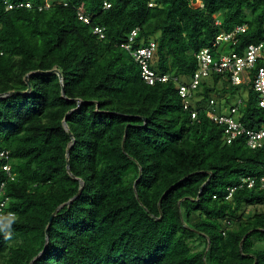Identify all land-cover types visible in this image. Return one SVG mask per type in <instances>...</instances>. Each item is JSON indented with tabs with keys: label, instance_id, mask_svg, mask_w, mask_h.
Segmentation results:
<instances>
[{
	"label": "trees",
	"instance_id": "trees-1",
	"mask_svg": "<svg viewBox=\"0 0 264 264\" xmlns=\"http://www.w3.org/2000/svg\"><path fill=\"white\" fill-rule=\"evenodd\" d=\"M137 29L167 82L122 48ZM263 40L264 0H0V264H264V188L228 190L264 177V147L206 116L242 98L236 118L262 128L252 82L205 79L196 120L179 95L202 49Z\"/></svg>",
	"mask_w": 264,
	"mask_h": 264
},
{
	"label": "built area",
	"instance_id": "built-area-1",
	"mask_svg": "<svg viewBox=\"0 0 264 264\" xmlns=\"http://www.w3.org/2000/svg\"><path fill=\"white\" fill-rule=\"evenodd\" d=\"M150 6H152V4H150ZM17 7H30V5L21 3ZM109 7L110 5L105 4V8ZM7 8L11 10L14 6L8 4ZM78 16L79 19L86 24L91 22L90 18L83 12H79ZM215 23L218 26L221 25V21L218 18H216ZM246 30V26H239L233 32L220 33L213 42V48H217L222 43L232 41L237 34L245 33ZM138 31L139 30L137 29L131 33L129 43L123 44L122 48L127 50L140 65L142 78L147 84L154 85L156 82H167L170 79L169 76L157 74L150 67V62L155 54L156 44L150 43L149 46H139L134 49L133 43ZM94 32L100 34V37H103L102 29L96 28ZM214 54L212 48H204L199 51V53L196 54V59L199 65L197 71L189 80L182 82L179 86V95L184 99V110L191 112L192 119H198V112L193 110L195 107L194 104H192V99L196 98L200 84L214 74H226L229 77L228 79L231 84L235 87L247 85L249 82H252V89L258 95V105L264 110V40L258 44H250L242 55L237 53H231L228 55L218 54L216 58V54ZM259 63L260 66H258ZM242 105H244L243 99L238 98L234 106L230 109V113L224 114L220 111V107L216 103V100L212 98L209 101L206 116L224 127L227 144H232L240 135L245 134L247 136V145L250 149H261L264 147V126L258 130H247L236 118ZM0 158L7 159L8 152H1ZM4 169L10 174L11 168L9 166L4 167ZM258 182L261 187L264 188V177L259 181L250 178L243 179L238 187L228 189L229 195L231 196L237 188H255V186L258 185ZM0 196H2V189L0 190ZM6 201L0 203V219L4 215L3 209Z\"/></svg>",
	"mask_w": 264,
	"mask_h": 264
},
{
	"label": "clouds",
	"instance_id": "clouds-1",
	"mask_svg": "<svg viewBox=\"0 0 264 264\" xmlns=\"http://www.w3.org/2000/svg\"><path fill=\"white\" fill-rule=\"evenodd\" d=\"M11 222V220H9L7 223L0 222V230H3L4 228L10 226Z\"/></svg>",
	"mask_w": 264,
	"mask_h": 264
},
{
	"label": "rangeland",
	"instance_id": "rangeland-1",
	"mask_svg": "<svg viewBox=\"0 0 264 264\" xmlns=\"http://www.w3.org/2000/svg\"><path fill=\"white\" fill-rule=\"evenodd\" d=\"M243 92V96H245L246 95V91H242ZM214 98H216V100H217V97L216 96H214Z\"/></svg>",
	"mask_w": 264,
	"mask_h": 264
},
{
	"label": "water",
	"instance_id": "water-1",
	"mask_svg": "<svg viewBox=\"0 0 264 264\" xmlns=\"http://www.w3.org/2000/svg\"><path fill=\"white\" fill-rule=\"evenodd\" d=\"M53 217V216H52ZM52 217H51V220H52ZM31 264H33V263H31Z\"/></svg>",
	"mask_w": 264,
	"mask_h": 264
}]
</instances>
